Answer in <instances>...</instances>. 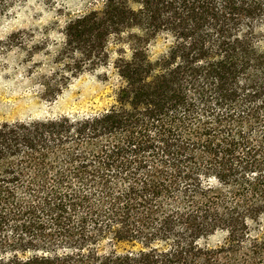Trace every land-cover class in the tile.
<instances>
[{"label": "trees", "instance_id": "16d2710c", "mask_svg": "<svg viewBox=\"0 0 264 264\" xmlns=\"http://www.w3.org/2000/svg\"><path fill=\"white\" fill-rule=\"evenodd\" d=\"M86 1L46 95L115 101L0 124V264H264V0Z\"/></svg>", "mask_w": 264, "mask_h": 264}, {"label": "rangeland", "instance_id": "374dc122", "mask_svg": "<svg viewBox=\"0 0 264 264\" xmlns=\"http://www.w3.org/2000/svg\"><path fill=\"white\" fill-rule=\"evenodd\" d=\"M89 8L86 0H24L0 17V124L64 114L97 112L114 104L117 75L87 67L67 79L56 95H46V82L61 81L59 60L67 21ZM164 38L151 42L154 56L166 52ZM67 77V75H65ZM52 90V89H51ZM222 235L213 236L216 243ZM128 247L121 245V250Z\"/></svg>", "mask_w": 264, "mask_h": 264}]
</instances>
